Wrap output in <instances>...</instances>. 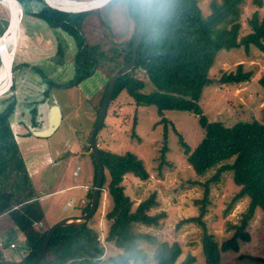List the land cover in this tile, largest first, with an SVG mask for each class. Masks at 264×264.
I'll return each mask as SVG.
<instances>
[{"label": "trees", "instance_id": "obj_1", "mask_svg": "<svg viewBox=\"0 0 264 264\" xmlns=\"http://www.w3.org/2000/svg\"><path fill=\"white\" fill-rule=\"evenodd\" d=\"M18 1L21 4L31 1L40 3L41 7L33 14L50 28L61 29L73 39L76 52L73 59L74 75L69 85L75 86L92 76L101 63L110 62L118 68L131 58L139 20L138 0L109 2L125 5L133 22V31L124 42L112 43L109 40L108 47L101 38L92 42L86 38L85 21L91 11L63 13L46 6L42 0ZM241 1L212 2L210 13L203 16L196 0H146L144 31L135 66L116 79L110 99H115L125 90L136 106H154L159 115L165 110L186 111L196 115L203 134L195 147L190 149L178 135L187 164L197 175L219 165L210 180L217 179L225 170L231 171L233 182L239 186L233 201L244 195L249 198L239 223L229 226L233 230L231 236L220 244L207 233L204 222L199 219L203 228L201 241L205 264H219L221 251L237 252L239 242L249 241L246 227L256 209L264 213V125L255 120L239 121L231 126H225L220 121H208L199 105L203 88L213 82L208 77V71L219 50L254 46L264 52V12L260 19L253 13L248 20L250 32L239 37L238 6ZM103 26L107 28L105 24ZM138 72L151 82L154 91L148 94L140 92L144 81L138 77ZM251 76L250 71H243L242 64H238L234 71L223 73L217 82L220 85L242 83ZM260 82L264 84V78ZM13 108L14 100L0 112V216L8 214L14 227L24 236L27 251L20 263L26 264L35 257L50 225L45 226L43 223L42 210L9 128L8 121ZM161 119L166 122L164 118ZM166 150L164 145L162 157ZM99 155L104 171L103 184L105 172L108 174L105 192L112 202L110 210L104 215L110 222L105 241L113 243L121 251L103 258L104 247L97 233L87 223H82L57 228L36 264H149L147 254L139 247L141 241L154 245L151 259L156 264H194L195 258L190 254L178 261L181 255L178 243L157 242L153 235L134 231L133 225L155 226L160 218L159 214L149 213L156 203L152 194L133 208L131 200L124 193L122 181L125 175L131 174L141 181L148 178L142 161L131 152L117 154L99 148ZM90 157L94 168L93 184L86 193L87 204L82 213L88 211L96 181L97 168L93 156ZM230 158L231 163H223ZM206 185L207 182L204 183V195L200 201V216L204 212L208 194ZM102 187L99 198L103 193ZM37 222L43 223V228L36 227ZM0 260H4L1 253Z\"/></svg>", "mask_w": 264, "mask_h": 264}, {"label": "rangeland", "instance_id": "obj_2", "mask_svg": "<svg viewBox=\"0 0 264 264\" xmlns=\"http://www.w3.org/2000/svg\"><path fill=\"white\" fill-rule=\"evenodd\" d=\"M196 1L203 16L210 13L212 2L216 4L221 2V0ZM22 4L27 11L30 8L38 9L34 1ZM39 5L41 7L40 3ZM238 7L239 37H241L250 32L248 20L253 13H256L259 19L262 17L264 0H242ZM3 8L6 10V7L0 4V14ZM91 12L85 21V34L89 41H97L101 38L108 47L109 40L112 43H121L131 36L133 24L126 30L129 18L125 5L120 3L109 5L108 2ZM4 15L5 21L2 19ZM6 19L7 10L0 15V30L2 26H5ZM103 24L108 29L104 28ZM59 46L61 49L58 47V54L54 60L74 58L71 49H76L75 43L72 46L66 39L59 40ZM238 64H242L243 71L252 73L251 78L242 83L220 85L217 82L219 77L223 73L234 71ZM116 67L113 63L104 62L96 68V71L106 72L108 79ZM138 73V77L144 81L140 92L148 94L154 91L151 82L141 72ZM208 77L213 82L203 88L199 100L202 114L208 121H220L225 126H231L239 121L255 120L264 125V84L260 82L264 78V52L254 46H249L248 49L239 46L219 50L208 71ZM94 81L95 78L89 80V82ZM105 84L98 97L96 96L97 98L95 97L92 101L85 100L84 94L88 95L86 92L82 94L81 91L74 90L67 94L61 90L57 91L56 99L61 107L63 119L59 129L50 138L47 153L51 154V162H46L44 168L39 164L40 157L32 153L27 144H20L24 154L22 159L25 168L36 172V176L34 173L32 175V187H34L35 198L37 197L38 202L42 203L45 209L47 216L45 226L51 225L55 218L62 214L69 216L82 214L87 204L86 201L85 206L82 207V202L87 200L85 191H88L93 184L91 178L94 175L93 161L89 154L82 155L77 152L82 151L79 150L82 144L83 149L88 151L86 150L88 132L94 126ZM88 90L89 87L86 91ZM12 100H14L13 90L0 97V101L5 106ZM161 118H164L166 122L164 123ZM164 128L166 129L165 139ZM202 134L203 130L198 124L197 116L193 113L165 110L159 115L154 106H136L125 90L109 102L103 123L96 134L98 148L117 154L131 152L142 161L148 172V178L144 181L138 180L131 174L125 175L122 181L124 193L131 200L133 208L152 194L156 203L149 213L160 216L157 225L135 224L134 231L153 235L157 242L178 243L181 247L178 261L190 254L195 258L194 264H205L201 241L203 228L199 219L204 222L207 233L220 244L231 236L233 230H230L229 226L239 223L249 203V198L245 195L233 201L239 186L233 182L231 171L225 170L217 179L210 180L219 165L211 167L202 175H197L187 164L178 135L190 149H193ZM164 145L167 150L162 157ZM70 150H74V155L65 156L59 161L60 158L56 152L64 154ZM231 161L232 158L223 163H231ZM53 162L56 163L51 166ZM68 162L71 163L67 165ZM29 165H32L33 170ZM107 181L108 174L105 172L103 193L99 198L97 209L86 222L95 230L100 244L104 247L103 258L116 255L121 251L113 243L105 241L110 222L104 215L112 205L110 197L105 192ZM205 182H207L208 194L204 202V212L200 216V201L204 195ZM71 185L76 187L78 185V187L57 191ZM84 185H87L86 190ZM54 191L55 193L52 194L51 192ZM47 193H50L49 196H45ZM67 203L71 205L66 206ZM246 231L249 234V241L239 242L237 252L221 251L219 264H264V213L260 209H256ZM3 233L8 239L15 240L17 248L14 253H20L24 244L22 240H19L13 222L11 223L10 216L7 214L0 216V235ZM139 247L147 254L149 264H156L151 259L154 245L141 241Z\"/></svg>", "mask_w": 264, "mask_h": 264}, {"label": "crops", "instance_id": "obj_3", "mask_svg": "<svg viewBox=\"0 0 264 264\" xmlns=\"http://www.w3.org/2000/svg\"><path fill=\"white\" fill-rule=\"evenodd\" d=\"M34 3L38 5L39 9V3L36 1H34ZM116 3L123 4L121 2ZM111 4L113 3H109V5ZM2 10L3 11L0 15L6 13V10L4 8ZM35 10L37 11V9L30 8L27 11L25 9V6H23V12L18 24L19 29L15 49L17 72L13 88L15 106L8 123L13 138L18 146L21 157L23 151L20 148V144H27L28 149L32 150V153L37 154L40 157L39 164L42 168H44L46 162H51V154L47 153V151L49 150L50 138L59 129L63 119L61 107L56 99L57 91L61 90L63 92H66L67 94L74 90L81 91L82 94L86 92L88 93V95L84 94L85 100L92 101V99H94L96 96L98 97L99 93L102 91L103 85L106 83V80L108 81L109 78L107 79L106 75L108 74L106 72L103 71V73H100L99 71H96L92 76L82 80L76 86L69 85V82L74 75V58L66 60H62L63 58L58 60L54 59L58 54V47L61 49V47L59 46V40L65 41L66 39L73 46V39L61 29L50 28L42 19L33 14ZM2 19L3 21H5V15L2 16ZM131 21L132 20L130 18L129 21L127 20L126 30L131 27V24H133L131 23ZM3 28L4 27L2 26L0 34L2 33ZM59 33L62 35H58ZM71 50L73 52V55H75L76 49ZM62 51H64L63 48ZM115 70H113V72ZM91 78H95V81L89 82ZM83 84L84 86H82ZM87 87H89L88 92L86 91ZM53 100L57 102L60 108L59 125L55 129V131L48 136H36L33 131H43L44 128V126H42V124L40 123V115H42L43 118L50 116L51 110L49 108L50 106H52ZM5 107L6 106L0 101V112ZM89 133L90 132H88V134ZM79 150L82 151H79L77 153L88 155L85 149H83V144L81 145V147H79ZM64 154L56 152V155L58 156V158H60L59 161H61L65 156H73L74 150H70ZM55 163L56 162H53L51 166L55 165ZM69 163L71 162H68L67 165H69ZM29 167L33 170L32 165H29ZM26 170L33 185L32 175L34 173V176H36V172H32L27 167ZM72 187L77 188L78 185L77 187L76 185L66 186L57 191L60 192L64 189L67 190ZM84 189H87V185H84ZM51 193L54 194L55 191ZM85 193H87V190L85 191ZM49 194L50 193H47L45 194V196H49ZM86 201L87 200L85 199L84 202H82V207L85 206ZM69 205H71V203L66 204V206ZM39 206L44 216L43 223L47 224L45 209L42 203H39ZM67 216L69 215L62 214L61 216L55 218L54 221L60 219L61 217L64 218ZM70 216L72 215L70 214ZM54 221L52 223H54ZM43 223L37 222L36 225L41 224L40 228H42ZM16 232L18 234L19 240H22L24 244L20 253H14V250H16L17 248V243L15 242V240L8 239L4 233L0 235V253L2 257L4 256V260L8 259L17 262L19 260L21 261L22 257L27 251L24 236L17 229ZM11 244H13L14 247H10Z\"/></svg>", "mask_w": 264, "mask_h": 264}, {"label": "water", "instance_id": "obj_4", "mask_svg": "<svg viewBox=\"0 0 264 264\" xmlns=\"http://www.w3.org/2000/svg\"><path fill=\"white\" fill-rule=\"evenodd\" d=\"M2 1L7 10V19L3 31L0 34V68H2L4 63H6V65L8 66L9 82L6 85V87L0 89V97L5 93L11 92L14 88L16 72H17V65L15 61V49H16V41H17L18 29H19L18 24L20 21L21 14L23 12V6L18 0H2ZM110 1L111 0H88V1H83L81 5H77V6H64L54 3L53 0H42V2L46 6L63 13L89 12L104 6ZM138 1H139V20L134 34L133 45L131 50V58L129 59L128 62L116 68V70L110 75L106 84L103 99L101 101L94 122V126L89 133V138H88L89 149L87 153L93 156L94 162L96 164L97 172H96V181L91 194L88 211L86 213H82L79 215L67 216L52 223L47 229L44 239L42 240L35 257L29 263L26 264H36L42 258L43 253L46 250V247L49 243V240L53 232L57 228L86 223L94 215L97 209L99 202V195L103 184L104 171L100 160L99 148L96 141V134L103 123L116 79L121 75L131 71L136 63V53L143 36L144 24L146 18V0H138ZM49 109L51 110V114L49 117L43 118V116L40 115V123L42 124V126H44V128L43 131L34 130L33 133L36 136H48L52 134L59 125L60 108L55 100H53V104L52 106H50ZM0 264H22V263L8 261V260H0Z\"/></svg>", "mask_w": 264, "mask_h": 264}, {"label": "bare ground", "instance_id": "obj_5", "mask_svg": "<svg viewBox=\"0 0 264 264\" xmlns=\"http://www.w3.org/2000/svg\"><path fill=\"white\" fill-rule=\"evenodd\" d=\"M54 3L64 6H77L81 5L82 2L75 0H53ZM0 4L4 5L3 1L0 0ZM9 82V69L6 63L0 68V89L6 87Z\"/></svg>", "mask_w": 264, "mask_h": 264}, {"label": "built area", "instance_id": "obj_6", "mask_svg": "<svg viewBox=\"0 0 264 264\" xmlns=\"http://www.w3.org/2000/svg\"><path fill=\"white\" fill-rule=\"evenodd\" d=\"M41 224L36 225V227L40 228ZM10 247H14L13 244L10 245Z\"/></svg>", "mask_w": 264, "mask_h": 264}]
</instances>
